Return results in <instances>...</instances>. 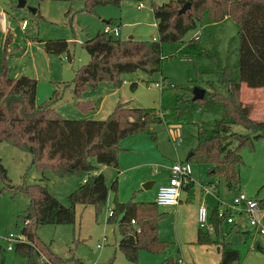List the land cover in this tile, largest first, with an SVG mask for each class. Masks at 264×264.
I'll list each match as a JSON object with an SVG mask.
<instances>
[{"label":"trees","instance_id":"16d2710c","mask_svg":"<svg viewBox=\"0 0 264 264\" xmlns=\"http://www.w3.org/2000/svg\"><path fill=\"white\" fill-rule=\"evenodd\" d=\"M123 1L83 0L84 6L79 11L93 12L100 4L121 5ZM188 1L191 6L186 12L179 13ZM153 13L158 29L157 40L153 37L146 40L115 37L104 31L84 40L82 45L90 58L75 70L72 80L75 97L80 98L87 88L97 87L102 81L120 86L122 75L126 73L138 70L148 74L163 73L167 59L181 55L191 58L200 79L206 74L217 75L226 92L219 90L215 82L208 81L205 97L193 100L197 79L191 78L192 84L184 86L172 84L164 76L160 88L162 94L166 91L168 95L162 98L160 109L131 106L129 102L119 101L104 119L66 118L56 109V95L43 103L35 102L37 79L24 75L15 83L9 80L6 64L13 35H7L4 69L0 73V143L7 142L30 153L32 166L42 172L51 169L60 177L74 174L84 177L80 186L68 195L69 205H65L43 183L14 185L0 156V180L5 187L21 190L29 196L23 239L13 247L27 259V264H63L64 259L40 238L38 228L46 224H74L78 204L93 205L97 213L101 212L111 191L115 192V198L107 222L118 224L122 235L118 248L126 258L137 263L141 249L155 254L170 250L172 243L161 239L159 234V223L168 213L161 211L156 202L139 201L135 195L127 201H120L117 176L108 182L105 174L99 172L100 165L113 169L119 167V156L123 151L121 142L128 136L149 132L156 138L153 126L159 123L196 124L198 145L186 160L211 164L207 175L223 177L230 188L239 183L238 169L244 162L242 151L252 148L256 140L264 137V119L254 118L252 104L242 99L243 84L250 88H264V0H169L160 5L153 4ZM36 18L42 16L37 14ZM228 19L239 28L236 76L228 65H223L212 31ZM106 22L118 25L116 20ZM193 30L198 32L187 40L186 35ZM38 41L47 53L64 54L67 60L73 58L69 42L64 38H38ZM203 59L208 64H196ZM135 85L133 82L132 88ZM76 105L87 111L93 102L80 100ZM204 114H220V117L201 123L202 119L197 117ZM235 124L244 126L249 132L233 131ZM184 189L193 191V180ZM252 198L264 208V198ZM219 211L220 204L210 216L214 231L200 229L197 242L217 244L221 253L219 264H234L243 257V251L211 236L213 233L219 236L222 230L224 219L219 217ZM132 220H135L134 224ZM241 232L247 235L249 243L255 235L253 230ZM252 249L263 251L264 247L255 240ZM0 264H5L4 256L0 258ZM75 264L83 263L76 260ZM160 264L182 263L169 256Z\"/></svg>","mask_w":264,"mask_h":264},{"label":"rangeland","instance_id":"374dc122","mask_svg":"<svg viewBox=\"0 0 264 264\" xmlns=\"http://www.w3.org/2000/svg\"><path fill=\"white\" fill-rule=\"evenodd\" d=\"M26 1L25 8H18V0H0V10L3 9L6 12L10 31L13 34V40L8 45L9 56L6 64L9 80L15 83L24 75L40 78L38 103H43L56 95L58 98L56 109L66 118L78 119V115L89 113L91 115L89 119H104L119 101L129 102L131 106L160 109L162 98L168 95L166 91L162 94L161 88L157 86L164 76L172 84L184 86L191 85L190 80L194 78L198 80L196 86L205 89L209 87L208 81H212L219 90L226 92V87L219 83L217 75L206 74L200 79L191 58L181 55L178 58L167 59L163 73L148 74L138 70L123 74V82L120 86L113 82L102 81L97 87L87 88L81 94L80 99H91L95 111L93 108L83 111L74 105L72 97L74 95L72 80L75 70L86 64L90 58L82 42L99 31H103L104 20L110 19L122 24L121 36L123 38L133 36L139 40L152 39L154 35H158L157 26L154 25L153 4L160 5L169 0H125L121 5L100 4L93 12L79 11L84 6L83 0H33L42 4L41 12L45 18L41 19H37L34 12L29 9V7H37L29 4V0ZM140 2L145 6L142 9L138 8ZM24 19L29 23L27 29L21 27ZM212 31L214 32V44H217L223 65H228L233 75L236 76L239 57L237 24L228 19ZM197 32L198 30L190 31L186 39L193 37ZM5 36L6 34L0 30V73L4 69ZM38 38L68 40L74 58L67 60L64 54H47L50 61L43 58L40 63L39 53L43 52L41 50L43 44L38 41ZM203 63L208 64L205 59L196 62L197 65ZM53 74L65 80L66 84H71V87L61 82L50 83ZM133 82L136 83L134 88L131 86ZM242 99L252 104L254 118H264V88H250L243 84ZM219 117L220 114H204L197 118L202 119V123V121L208 122L210 119L214 120ZM153 129L156 138H153L149 132H140L128 136L121 142L128 148V151L123 154L126 157L125 160L150 163L146 167V171L151 174L148 180L156 181L153 189L146 190L143 187L144 184L136 188L135 199L140 201L153 200L158 185L168 181L170 167L177 161H187L188 154L198 145L196 124L159 123L155 124ZM177 131L180 135L176 134ZM233 131L249 132L239 124L233 125ZM174 137L183 139L178 149L174 146ZM0 156L14 185L43 183L65 205H69L70 192L78 188L84 179L79 174L60 177L51 169H45L42 172L32 166L33 157L30 153L7 142L0 143ZM242 156L244 162L238 169L239 183L231 188L228 187L226 180L219 176L213 178V183H209L206 174L207 164L189 161L192 166L191 176L195 183V199L192 200L190 191L184 189L181 193L182 202L180 201L182 207L178 213L174 208H160L161 211L168 210V215L159 223L160 236L173 242L167 253L155 254L141 249L137 263L126 258L118 248V242L122 236L118 224L107 222L112 208V196L101 212L97 213L93 205L78 204L74 224L41 225L38 228V234L42 240L51 245L52 250L59 257L64 259L63 264H75L76 260H80L83 264H160L168 255L175 260L181 259L182 264H219L220 254L214 244L204 245L196 242L198 222L194 217L192 203L199 201L206 205L209 212L220 204V211L226 210L228 216L233 212L236 219L243 220L242 231H252L248 214H240L233 208L235 199L241 194L258 200L264 198V137L256 140L252 148H245ZM113 172H116L113 168L105 169L108 180ZM123 176H128L127 171ZM5 186L6 184L0 180V258L4 256L5 264H27V259L15 249H8L9 242L5 237L10 235L22 237L29 196L21 190H11ZM133 190L128 186L126 188L122 186L120 192L118 191V198L121 201L129 200ZM236 208L240 210L242 205ZM259 217L264 221V208L259 209ZM104 235L107 236L106 241H103ZM213 236L243 251V257L234 264H264V250L249 251L250 243L244 242L245 236L243 232H239L236 222L228 223L224 220L223 231L219 236L214 233ZM254 237L255 235L252 238ZM258 240L264 247V235H259ZM99 243L103 244L101 248L97 247Z\"/></svg>","mask_w":264,"mask_h":264},{"label":"built area","instance_id":"2783aa9c","mask_svg":"<svg viewBox=\"0 0 264 264\" xmlns=\"http://www.w3.org/2000/svg\"><path fill=\"white\" fill-rule=\"evenodd\" d=\"M139 8L144 7V4L140 2L138 4ZM1 21L6 20V13L1 12L0 14ZM28 25V20L24 19L22 21L21 27L26 28ZM155 26L157 23L155 21ZM103 31L107 34H111L115 37H120V28L118 25L113 26L110 24H105ZM154 40L158 39L157 35L153 36ZM157 86L161 87V83H157ZM183 142L181 137L177 138L174 141L175 147H179ZM169 178L165 184L159 186L156 194L155 202L160 207H168L175 206L180 201L181 192L183 187L186 186L192 179V166L189 161H177L175 162L169 169ZM238 205H242V209L238 210L236 207ZM259 204L258 201L253 199L252 197H248L245 194H241L238 198L235 199V207L233 210L235 212L246 213L249 216V224L251 228H253L257 233L264 234V221L259 217ZM112 214V211L110 212ZM219 217L223 218L229 223L236 224L239 223V219L235 218L233 212L231 215L226 214V210L219 211ZM210 213L206 207V205L202 204L198 209V223L200 229H205L209 231H214V226L209 222ZM132 223H135V220H132ZM5 239L9 242L8 249L12 250L14 245L23 239V237H15L14 235H10L9 237H5ZM107 240V236L104 235L103 241ZM15 244L13 245V243ZM103 244L99 243L98 248H101ZM182 263V260H179Z\"/></svg>","mask_w":264,"mask_h":264},{"label":"crops","instance_id":"0c3cea01","mask_svg":"<svg viewBox=\"0 0 264 264\" xmlns=\"http://www.w3.org/2000/svg\"><path fill=\"white\" fill-rule=\"evenodd\" d=\"M38 1V0H37ZM37 1H33V0H29V4H31L32 6H36L37 8H35L36 10H35V12H34V15H37V14H40L41 16H42V18H45V15L41 12L42 11V4L39 2H37ZM39 1H41V0H39ZM18 7V6H17ZM145 7V6H144ZM144 7H142V8H144ZM19 8V7H18ZM139 8V7H138ZM142 8H140V9H142ZM41 9V10H40ZM1 12H5L3 9L2 10H0V14H1ZM6 13V12H5ZM104 22H105V24L107 23L106 22V20H104ZM28 26H29V23H28V25H27V27L26 28H22V29H27L28 28ZM105 26V25H104ZM118 26H119V28H120V32H121V26H122V24L121 23H118ZM0 30H1V32H3V33H5L6 34V36H5V44H6V37H7V35L9 34V33H11L12 34V32L10 31V23H9V18H8V16H7V14H6V20L3 22V21H1V19H0ZM13 35V34H12ZM120 37H122L121 36V34H120ZM13 40V39H12ZM12 42V41H11ZM84 42V41H83ZM82 42V43H83ZM42 48H43V45H42ZM43 52L42 53H39L40 55H39V62L41 63V60H43V58H45L46 60H48V61H50V57H47L48 55L47 54H50V53H47V52H45V50H44V48L43 49H41ZM74 58V57H73ZM51 75V74H50ZM54 75V74H53ZM26 76H28V77H31V78H35V77H33V76H30V75H26ZM38 77V76H37ZM35 79H37V78H35ZM38 81H40V78H38L37 79V89H36V95H35V102L37 103V104H39L38 103V100H39V93H38ZM59 82H61V83H63V82H65V80H62L61 78H59V76L58 75H54V76H52V79H51V81H50V83H59ZM64 85H68L69 86V88L71 87V84L69 85V84H64ZM71 90V89H70ZM73 97V102H74V105L75 106H77L76 105V103L78 102V101H80L81 99V97L80 98H76L75 97V95H73L72 96ZM59 99H60V96H59ZM82 101H92L91 99H89V100H82ZM103 102V101H102ZM55 106H56V103H55ZM114 107V106H113ZM92 108H93V106H92ZM91 108V109H92ZM95 108H93V110H94ZM113 109V108H112ZM95 111V110H94ZM90 112V111H89ZM109 115V114H108ZM107 115V116H108ZM91 115L89 114V113H87V114H81V115H78V119H89V117H90ZM264 119V118H263ZM172 125H179V124H172ZM179 132L177 131L176 132V134H178ZM178 135H180V134H178ZM177 139V138H176ZM175 139V137L173 138V143H174V141L176 140ZM183 143V142H182ZM175 146V145H174ZM122 147H123V151L120 153V156H119V167L117 168V169H115L116 170V172H113L112 173V175H111V178H110V180H108L107 179V181H111L115 176H117V178H118V191L120 192V190H121V188H122V186L124 187V188H126L127 186H128V188H131V190H133L134 188H135V190H133L132 191V195H131V197H133V195H134V192L136 191V188L138 187V186H140V185H142V184H145V183H147L148 181H150V182H153V184H152V186L150 187V188H147L146 190H150V189H153V187H154V185H155V183H156V181H151V180H148L150 177H151V174L150 173H148L147 171H146V167H147V165H149L150 163H148V162H146V163H135V162H128L127 160H125L126 159V157L123 155L124 154V152L125 151H128V148L126 147V146H124V144H122ZM176 149H178V147H175ZM123 157V161H121V158ZM207 166H208V168H207V171L211 168V164H207ZM109 167H107V166H104V165H100L99 166V172H103L104 174H105V169H108ZM127 171V174H128V176H123L124 175V172H126ZM207 171H206V174H207ZM105 176H106V174H105ZM214 177H216V176H208L207 175V178H208V181H209V183H213L214 181H213V178ZM107 178V177H106ZM167 182V181H166ZM166 182H164V183H162V184H165ZM193 183H194V181H193ZM162 184H160V185H162ZM160 185H158V187H157V189H156V191H155V193H154V198H153V200H151V201H154L155 202V199H156V194H157V190H158V188H159V186ZM118 191H117V197H118ZM183 191V190H182ZM182 193V192H181ZM110 196H112L113 197V199L115 198V192H110V194H109V199H110ZM195 183H194V190L193 191H190V197H192V200L193 199H195ZM130 197V198H131ZM113 199H112V206H113ZM119 199V198H118ZM120 200V199H119ZM121 201V200H120ZM127 201V200H126ZM140 201V200H139ZM142 201H146V200H142ZM180 201L182 202V200H181V196H180ZM180 201H179V203L177 204V205H175V206H168L169 207V209L170 208H174V210L176 211V213H178L180 210H181V207H182V204L180 203ZM193 204V211H194V217H195V220L198 222V209H199V207L202 205V203H200L199 201L198 202H196V203H192ZM218 206V205H217ZM217 206L212 210V211H210L209 213H210V216H211V214H212V212L217 208ZM168 207H166V208H168ZM165 212H167L168 213V210L167 211H165ZM168 215V214H167ZM211 219V218H210ZM241 221V222H240ZM210 223H211V220H210ZM224 223V222H223ZM229 223V222H228ZM239 223L241 224V225H243V220L242 219H239ZM212 224V223H211ZM253 229V228H252ZM199 231H200V228H199V223H198V231H197V238H196V242H197V240H198V235H199ZM223 231V224H222V230H221V232ZM240 231H242V226L241 227H239V232ZM253 231H254V233H255V237L254 238H251V242H250V248H251V250H253L252 248H253V245H254V241L255 240H258V236H259V234L253 229ZM159 234H160V232H159ZM244 234V236H245V239H244V242L246 241V242H248V238H247V235L245 234V233H243ZM212 237H214L213 235H211ZM161 237V236H160ZM257 237V238H256ZM215 238V237H214ZM216 238H218V237H216ZM161 239H163V240H165V241H169V242H171L172 244H173V242L172 241H170V240H166V239H164V238H162L161 237ZM220 240V239H219ZM222 241V240H221ZM198 243V242H197ZM172 244H171V246H172ZM204 245H210V244H204ZM215 246H216V248H217V252L220 254V259H221V253H220V251H219V249H218V245L217 244H214ZM250 250V251H251ZM170 255H168V256H166V257H169ZM165 257V258H166ZM164 258V259H165ZM219 263H220V261H219Z\"/></svg>","mask_w":264,"mask_h":264},{"label":"water","instance_id":"95a60500","mask_svg":"<svg viewBox=\"0 0 264 264\" xmlns=\"http://www.w3.org/2000/svg\"><path fill=\"white\" fill-rule=\"evenodd\" d=\"M17 6L19 8H25L27 6V1L26 0H18V4ZM191 6V2H186L182 8L179 10V13H184L186 12V10ZM29 9L33 12H35V8L33 7H29ZM129 38H133V36H130ZM206 94V89L196 86L193 89V100H199V99H203L205 97ZM153 182L148 181L147 183H145L143 185L144 188H150L152 186ZM241 222V221H240Z\"/></svg>","mask_w":264,"mask_h":264}]
</instances>
